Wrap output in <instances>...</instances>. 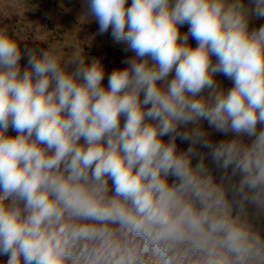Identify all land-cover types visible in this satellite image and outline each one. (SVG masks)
<instances>
[{
    "label": "clouds",
    "instance_id": "obj_1",
    "mask_svg": "<svg viewBox=\"0 0 264 264\" xmlns=\"http://www.w3.org/2000/svg\"><path fill=\"white\" fill-rule=\"evenodd\" d=\"M85 7V20L134 53L107 86L80 48L22 50L0 28V256L264 264V25L249 27L264 0ZM202 121L232 138L212 141Z\"/></svg>",
    "mask_w": 264,
    "mask_h": 264
},
{
    "label": "rangeland",
    "instance_id": "obj_2",
    "mask_svg": "<svg viewBox=\"0 0 264 264\" xmlns=\"http://www.w3.org/2000/svg\"><path fill=\"white\" fill-rule=\"evenodd\" d=\"M244 3L247 4L248 0ZM85 4L86 0H0V28L6 26L9 34L21 41L22 50H45L49 46L71 54L74 47L80 48L88 62L95 58L103 65L105 79L102 83L107 86L108 75L125 67L123 61L134 53L127 44L113 40L111 28L100 34L97 21L90 16L85 20ZM261 25H264V19L252 18L249 27L259 28ZM188 28L187 24L182 25L181 34L187 33ZM188 43L195 47L197 42L189 36ZM20 64L22 69L27 67V56L23 53ZM216 79L222 88L232 87V82L223 75ZM258 225L264 228V218L258 221Z\"/></svg>",
    "mask_w": 264,
    "mask_h": 264
},
{
    "label": "trees",
    "instance_id": "obj_3",
    "mask_svg": "<svg viewBox=\"0 0 264 264\" xmlns=\"http://www.w3.org/2000/svg\"><path fill=\"white\" fill-rule=\"evenodd\" d=\"M245 4H246V3H245ZM122 123H123V120H122ZM201 123H202V127H203L207 132L210 133V139H211L212 141L218 142V141H220L221 139H225V138L230 139V138H232V135H233V134H228L227 136H225V134L220 133V132H216V131H214L213 129H211V128L209 127V125L207 124L206 121H202ZM14 133H15L14 131H12L11 129H9L8 135L12 136V134H14ZM164 139L167 140L168 137H164ZM244 139L246 140V142H248V138H247V137H245ZM177 146H178V150H185L189 145H188V142H181V141L178 139V140H177ZM198 147H199V145H198ZM200 150H201V152H206V151H207L206 149H203V148H201ZM196 162H197V161L194 159V160H193V164H195ZM206 164H208L209 167H213V166H212V163H211V159H210V157L206 159ZM213 171H214V175L218 178L219 173H217V172L215 171V169H213ZM170 182H171V181H170ZM257 224H258V221H257ZM6 260H7V257H5V256H0V264H6ZM1 262H3V263H1Z\"/></svg>",
    "mask_w": 264,
    "mask_h": 264
}]
</instances>
